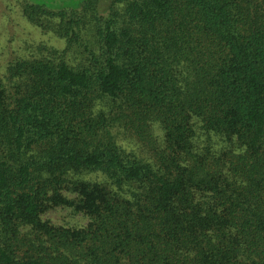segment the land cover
I'll return each instance as SVG.
<instances>
[{
	"label": "trees",
	"instance_id": "16d2710c",
	"mask_svg": "<svg viewBox=\"0 0 264 264\" xmlns=\"http://www.w3.org/2000/svg\"><path fill=\"white\" fill-rule=\"evenodd\" d=\"M29 1L64 47L0 66V264H264V0Z\"/></svg>",
	"mask_w": 264,
	"mask_h": 264
},
{
	"label": "rangeland",
	"instance_id": "374dc122",
	"mask_svg": "<svg viewBox=\"0 0 264 264\" xmlns=\"http://www.w3.org/2000/svg\"><path fill=\"white\" fill-rule=\"evenodd\" d=\"M53 8L73 6L78 0H34ZM29 0H0V66L5 71L8 64L25 59L37 51L39 46L63 48L64 42L50 35H44L31 25L23 15V8ZM55 3V4H54ZM133 142V141H132ZM128 149H137L128 142ZM45 219L56 225L83 227L88 219L69 209H57L46 214Z\"/></svg>",
	"mask_w": 264,
	"mask_h": 264
}]
</instances>
